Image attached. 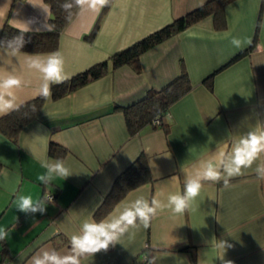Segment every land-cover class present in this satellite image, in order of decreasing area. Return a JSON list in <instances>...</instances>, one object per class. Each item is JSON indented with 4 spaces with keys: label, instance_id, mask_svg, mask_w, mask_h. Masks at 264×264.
I'll list each match as a JSON object with an SVG mask.
<instances>
[{
    "label": "crops",
    "instance_id": "1",
    "mask_svg": "<svg viewBox=\"0 0 264 264\" xmlns=\"http://www.w3.org/2000/svg\"><path fill=\"white\" fill-rule=\"evenodd\" d=\"M205 1L85 4L53 52L0 46V76L21 82L4 97L13 104L10 110L40 95L46 81L31 66L34 61L46 64L55 54L69 78ZM49 14L45 0H0V29L6 22L46 30ZM225 18L223 29H215L207 16L144 51L139 72L124 64L59 98L48 96L16 140L0 131L2 264H34L45 253L77 255L71 239L83 235L85 224L112 223L135 211L138 201L155 212L147 221L137 217L122 224L125 230L106 250L79 255L80 264H145L143 254L149 264H264V151L239 172L226 171L234 167L241 141L264 132V0H233L225 6ZM97 21L96 33L88 37ZM181 65L191 88L169 106L163 118L168 132L147 124L130 134L123 107L150 88L165 86ZM51 142L62 148L58 156L50 155ZM140 153L151 179L95 220L114 178ZM57 163L69 169L67 177L49 172ZM208 164L220 172L218 181L202 178ZM191 179L200 180V195L183 213L172 211L169 197L184 196ZM26 197L35 210L19 209Z\"/></svg>",
    "mask_w": 264,
    "mask_h": 264
},
{
    "label": "trees",
    "instance_id": "2",
    "mask_svg": "<svg viewBox=\"0 0 264 264\" xmlns=\"http://www.w3.org/2000/svg\"><path fill=\"white\" fill-rule=\"evenodd\" d=\"M231 1L233 0H206L183 15L173 18L125 47L114 51L107 58L66 78L63 83L53 84L50 96L53 99L59 98L124 64L130 65L136 72H139V57L144 51L207 16H212L215 29L225 28V6ZM45 2L50 11L48 29L40 31L23 30L5 22L0 29V46L30 53L55 51L58 47L60 33L72 20L79 6L75 0H45ZM65 3L72 4V7L65 10L62 8ZM97 26L98 21L94 24L88 37L94 36ZM243 53L240 52L231 60H235ZM190 88L188 74L184 66L181 65L179 74L165 86L160 89L150 88L142 98L123 107L129 133L134 134L147 124L153 127L161 126L167 133L168 124L164 123L163 118L167 116L169 106L187 93ZM44 101L45 97L38 95L10 110L8 114L0 116V131L11 140H16L19 130L35 116ZM156 118L159 120L158 123L153 122ZM61 150L62 148L57 144L50 143L51 156H58ZM150 179L151 173L147 159L140 153L114 178L110 190L93 213L94 219L99 220L104 217L131 189ZM184 248L189 249L190 247L185 246Z\"/></svg>",
    "mask_w": 264,
    "mask_h": 264
},
{
    "label": "clouds",
    "instance_id": "3",
    "mask_svg": "<svg viewBox=\"0 0 264 264\" xmlns=\"http://www.w3.org/2000/svg\"><path fill=\"white\" fill-rule=\"evenodd\" d=\"M78 6H83L87 4L91 8H96L97 5L104 6L107 0H75ZM72 7V4L65 3L62 8L68 10ZM237 46H239V41H233ZM39 69L45 77V84L42 86L40 95L47 98L51 95V86L53 84L63 83L66 79L62 75L63 72V61L58 58L55 54H49V58L46 64H41L39 62H33L31 65ZM20 80L13 76L3 77L0 76V116L8 114L9 110L13 107L11 101L6 100L5 95H12L10 91L20 85ZM156 122L155 120L153 121ZM264 151V135L257 136L255 134H250L249 138L241 141V146L234 150V157L232 163L234 167L226 169L229 175L239 172V169L243 167L250 166L256 155ZM49 172H55L61 177H67L69 169L66 168L63 163H57ZM203 179L218 181L221 176L220 172L211 164L205 167L203 172ZM38 179H43V177H38ZM201 183L199 179L188 180L185 184V195L184 196H171L169 197L170 204L172 205V211L176 213H183L185 208L188 206L189 200H194L200 195ZM156 204L155 201H153ZM19 209L27 211L29 209L35 210L33 207V201L31 197L22 198L19 204ZM155 208L148 206L146 202H137L135 211H127L121 215V217L109 224H85L84 232L81 236H73L71 239V245L73 250L77 255H70L65 257H58L57 255L44 254L43 259L37 258L34 264H47L51 261L52 264H80L78 256L85 253H96L102 249L106 250L111 242L117 239V233L123 232L125 229L121 227L122 224H133L137 217L142 220L147 221L148 214L154 213ZM148 224L145 223V228ZM3 238V230L0 229V239ZM231 264V262H228Z\"/></svg>",
    "mask_w": 264,
    "mask_h": 264
},
{
    "label": "built area",
    "instance_id": "4",
    "mask_svg": "<svg viewBox=\"0 0 264 264\" xmlns=\"http://www.w3.org/2000/svg\"><path fill=\"white\" fill-rule=\"evenodd\" d=\"M155 121H156L155 123H158V122H159V120H158L157 118L155 119ZM262 135H264V132H262L261 136H262ZM52 196H53V194H46V193H45V197L48 198V199H51ZM143 262H144L145 264H149L148 256H147L146 254H143ZM0 264H2L1 261H0Z\"/></svg>",
    "mask_w": 264,
    "mask_h": 264
}]
</instances>
